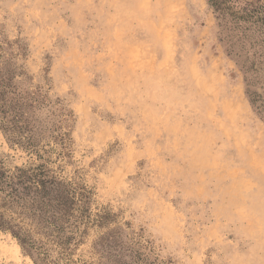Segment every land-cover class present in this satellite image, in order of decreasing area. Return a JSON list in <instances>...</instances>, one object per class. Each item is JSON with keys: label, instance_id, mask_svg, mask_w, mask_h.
I'll list each match as a JSON object with an SVG mask.
<instances>
[{"label": "rangeland", "instance_id": "rangeland-1", "mask_svg": "<svg viewBox=\"0 0 264 264\" xmlns=\"http://www.w3.org/2000/svg\"><path fill=\"white\" fill-rule=\"evenodd\" d=\"M226 6L0 0V162L90 195L61 264H264V0ZM0 264L37 263L0 231Z\"/></svg>", "mask_w": 264, "mask_h": 264}, {"label": "trees", "instance_id": "trees-1", "mask_svg": "<svg viewBox=\"0 0 264 264\" xmlns=\"http://www.w3.org/2000/svg\"><path fill=\"white\" fill-rule=\"evenodd\" d=\"M227 1L231 0H207L219 20L230 16V22L240 25L247 12H255L243 7L239 15L231 13ZM251 101L255 103V99ZM8 111L7 102L0 98V112ZM10 111L11 124L5 128L16 133L18 143L34 149L31 136L21 135L27 128L20 122V112L15 107ZM89 199L85 188L59 178L44 164L9 169L0 162V231L15 238L24 254L37 264H61L70 243L84 232L81 226L93 221ZM103 218L98 215L96 221L100 223Z\"/></svg>", "mask_w": 264, "mask_h": 264}]
</instances>
